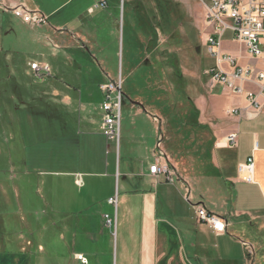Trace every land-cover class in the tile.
Instances as JSON below:
<instances>
[{"label":"crops","instance_id":"obj_1","mask_svg":"<svg viewBox=\"0 0 264 264\" xmlns=\"http://www.w3.org/2000/svg\"><path fill=\"white\" fill-rule=\"evenodd\" d=\"M69 1L61 0L50 6L37 0H0L5 7L25 5L46 18L45 23L29 25L31 29L41 30L35 36L41 49L40 60L32 59L27 66L33 61L49 65L48 77L32 79L37 82L48 80L46 90L40 94L50 97L52 102L24 105V110L50 113L49 139H67L63 147L59 148L57 142L50 147V162H57L56 166L60 164V167L50 171L49 202L46 204L51 213L49 221L55 230L68 233L65 247L54 250L56 259L59 258L60 264H79L75 255L82 254L87 264H118L120 254V264L126 263L131 256L137 258L129 264H264V98L257 86L243 85L257 94L262 103L259 107L246 98V90L240 94L227 91L223 106L229 113L224 125L215 131V136L220 139H210L205 150L199 149L198 177L192 179L194 165L181 169V144L173 145V139H163L161 127L167 126L168 119L154 104L130 100L123 93L118 141L108 140L101 133L103 92L100 85L120 74L115 61L118 53L115 46L117 4L116 0H105V7H95L100 0H80L57 16ZM148 16V11L144 10L142 17L149 28L152 24L147 21ZM148 28L143 29V34ZM145 35L142 37L147 54L144 60L149 62L156 77L162 78L163 67H157L159 59L156 61L150 56L151 46L147 53L148 38H144ZM227 42L221 47L222 51L231 55L237 65L264 69V54L260 59H254L245 51L244 45L231 40L230 35ZM110 49H113L111 54ZM88 53L91 64L87 68L84 60ZM230 78L238 81L233 76ZM139 119L150 129L137 125ZM232 131H237V141L229 145L222 138ZM159 153L174 173L172 182L163 174L148 173L149 163ZM203 153L208 155L207 164L201 161ZM250 156L253 159L252 179L245 181L237 166ZM131 158L139 162L137 170H129ZM205 165L210 166L212 173L205 171ZM11 167L21 169L22 165L11 162ZM183 173L186 178L182 177ZM23 176L16 175L12 180L18 181L21 187ZM204 180L205 186L199 187ZM72 188L77 189L78 210L72 203L73 196H69ZM182 188L187 193L185 200L189 202L193 190L198 199L196 204L205 205L223 218L225 233H214L198 223L194 208L191 216L175 210V198ZM10 189L18 191L16 184L10 185L9 179L0 178V209L10 206L11 201L7 198ZM110 197L116 198L117 207L121 201L125 209H149L140 230L142 244L134 238L136 242L130 251L124 244L120 252L117 247L115 249L112 221L108 223L109 228L105 226V215L113 206L108 202ZM131 197L140 199L134 201ZM182 198L181 195V202ZM126 213L124 211L123 216ZM9 221L1 211L0 232L10 231ZM33 235L29 238L19 233L4 236L0 256H27L30 254L27 246L32 244V238L35 239ZM59 238L55 235L53 240L57 242ZM11 239L17 242V250H13L15 244L10 242ZM173 244L180 247L174 249ZM13 262L19 263V260Z\"/></svg>","mask_w":264,"mask_h":264},{"label":"rangeland","instance_id":"obj_2","mask_svg":"<svg viewBox=\"0 0 264 264\" xmlns=\"http://www.w3.org/2000/svg\"><path fill=\"white\" fill-rule=\"evenodd\" d=\"M37 1L52 6L61 0ZM78 2L80 0L69 1L57 16L63 15ZM202 3L203 0H116L118 28L115 46L118 53L115 61L117 72H120L123 81L122 92L130 100H143V103L154 104L162 110L161 113L168 119L167 126L164 129L161 127L163 139H173V145L181 144V169H189L193 164L191 170L195 173L194 177L191 176L192 179L198 177L196 172L199 167L196 165L199 164V149L205 150L210 139H220L215 136V131L224 125L226 114L229 113L223 106L228 97L227 91L234 94L224 84L213 81L210 76L209 70L214 65V59L205 44ZM144 10L149 13L147 21L152 24L149 28L142 17ZM29 25L10 10L5 12L0 3V178H7L10 185L14 183L18 187L15 192L8 190L7 198L11 204L0 209L7 221L10 219L11 228L6 234L0 232V243L2 240L5 243L3 237L8 235L12 237L19 233L29 238L33 233L35 236L30 241L32 244L27 246L30 254L4 255L3 258L0 256V264H60L59 258L56 259L53 253L55 249L65 247L68 233L55 230L50 224L51 213L46 204L49 202L50 171L60 167V164L56 166L57 162H50V147L55 142L59 148L63 147L67 139H49L50 113L24 110V105L52 102L50 97H42L40 94L46 90L48 80L33 81L32 72L27 66V62L32 59L40 60L38 54L41 49L35 40L41 30L31 29ZM146 28L148 29L143 34V29ZM143 35L148 38L147 53L151 46L153 51L150 56L156 61L159 59L157 67H163L160 75L162 78L156 77L149 62L144 60L147 54L142 46ZM227 41L228 35L222 38L221 47L227 45ZM112 51L113 49L108 50L109 54ZM89 54L84 60L87 68L91 64ZM139 124H142L143 129H150L140 119L137 125ZM227 135L222 139H226ZM201 155V161H206L207 164V153ZM123 157L121 154L122 159ZM11 162H19L21 169L12 168ZM138 168L139 162L136 163L131 158L129 170ZM205 171L212 173L207 165ZM22 174L24 183L20 187L19 182L12 180V177H21ZM182 177L187 176L183 173ZM205 184L204 180L199 187L202 188ZM70 194L73 196L74 208L78 210L77 189L72 188L69 196ZM191 194L189 202L184 199L187 193L183 188L181 194H177L175 210L180 214L185 211L188 216L193 215L192 205L198 199L193 190ZM131 199L137 201L140 197ZM123 205L120 201L118 207L111 206L104 222L109 228L107 221H112L110 227L115 249H121L124 244L130 251L136 242L134 238H137V243L142 244L140 230L149 209H125ZM124 211L127 212L125 216ZM174 225L177 227V222ZM177 228L180 229L179 226ZM177 234L181 236L180 233ZM55 235L60 237L57 242L53 240ZM10 242H14L13 250H17V242L12 239ZM171 246L174 249L180 247L174 244ZM136 258L131 256L126 263L129 264L130 260ZM121 259L119 254L118 264ZM13 260H19V263H14Z\"/></svg>","mask_w":264,"mask_h":264},{"label":"built area","instance_id":"obj_3","mask_svg":"<svg viewBox=\"0 0 264 264\" xmlns=\"http://www.w3.org/2000/svg\"><path fill=\"white\" fill-rule=\"evenodd\" d=\"M106 1L100 0L95 7H105ZM203 21L206 28L205 44L209 54L214 59V65L209 70L213 81L224 84L233 93L240 94L246 90V98L255 106H261L257 94L253 90L245 89L244 84L256 85L258 92L264 98V69L252 65L239 66L235 59L222 51L221 40L226 35L230 39L244 45L245 51L254 59H260L264 54V0H203ZM23 22L30 25L45 23L44 15L28 9L25 5L5 7ZM32 75L36 79L48 77L50 67L47 63L36 61L29 63ZM233 76L238 81H233ZM122 77L120 74L114 79L100 85L103 92L101 110L103 112L100 123V131L108 140L118 141L120 130V111L124 95L122 92ZM225 141L234 145L237 141V131L230 132ZM237 170L245 181H251L253 172V159L248 157L245 162L238 164ZM150 175L163 174L169 182L173 181V171L168 161L159 153L149 163ZM108 202L116 207V198L110 197ZM195 220L207 226L214 233H225L226 226L223 218L209 211L205 205L197 203L193 205ZM105 218L107 216L105 215ZM110 223V220L107 221ZM79 264H87V259L82 254H76Z\"/></svg>","mask_w":264,"mask_h":264}]
</instances>
